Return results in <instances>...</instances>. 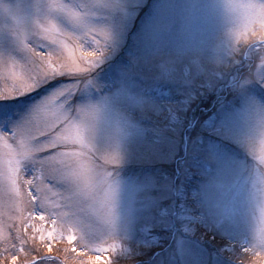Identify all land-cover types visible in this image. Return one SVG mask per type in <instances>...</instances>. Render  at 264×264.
<instances>
[{
	"label": "rangeland",
	"instance_id": "374dc122",
	"mask_svg": "<svg viewBox=\"0 0 264 264\" xmlns=\"http://www.w3.org/2000/svg\"><path fill=\"white\" fill-rule=\"evenodd\" d=\"M49 21L97 56L76 88L58 77L27 98L0 101V117L14 127L57 85L74 90L64 111L56 105L62 119L71 116L63 151L72 155L57 177L42 174L39 193L64 222L51 253L38 239L30 245L62 264H240L264 227V50L237 42L242 25L233 27L226 0H0V54L24 62L19 32L35 43L37 25ZM64 43L63 62L80 55ZM10 86L0 79V91ZM33 172L26 165L25 175ZM26 192L0 193L4 236L13 220L19 226L14 208ZM32 259L20 253L18 264Z\"/></svg>",
	"mask_w": 264,
	"mask_h": 264
},
{
	"label": "snow or ice",
	"instance_id": "6c2138e0",
	"mask_svg": "<svg viewBox=\"0 0 264 264\" xmlns=\"http://www.w3.org/2000/svg\"><path fill=\"white\" fill-rule=\"evenodd\" d=\"M49 8L73 18L78 15L64 4H49ZM245 8L246 11L241 19L244 39L238 38L237 42L255 45L257 50H264V31H258V28L264 30V0H251ZM37 28L35 43L25 42L23 30L18 34L19 44L26 54L24 62L12 56L0 54V69H2L0 79H3L6 84L11 81L10 87L0 91V101L16 100L17 97L27 98L30 93H39L48 88L58 77H68L76 88L78 84L75 82L78 75L89 71L95 62L97 53L85 50L74 37L62 32L54 22L49 21L46 26L37 25ZM90 35L94 41L98 40L95 33ZM65 40L74 42L73 49L80 52L79 56L70 52V62H63L61 59L62 50L68 47L64 43ZM49 43L57 46L54 51L48 49ZM53 57L57 59L54 61ZM73 87L57 85L56 88L41 96L38 101L29 106L28 116L17 126L9 127L11 121L8 117H0V123L4 129H7L0 130V146L6 149L5 152H0V193L7 195L11 200L14 196L19 197L21 191L27 190L24 207L14 208V211L18 213L19 226L17 221L13 220L6 226L8 235L4 236L5 226L0 224V243L3 244V248L0 249V264H9V261L10 264H18L20 253L33 256L28 264H62V261L55 256L40 255L39 250L30 245L29 240L38 239L46 243L48 252L51 253L53 251L51 242L56 239L54 233L58 226L62 227L64 222L63 214L56 208L49 209L44 206L39 193L45 183L44 175L55 177L60 175L62 172L60 166L67 165V161L62 158L72 155L63 151L72 140L66 134L71 126V116L62 119V112L56 111V105H60L64 111V103L61 101L66 102L72 96ZM261 124L264 125V122ZM72 142L75 143V141ZM260 162L264 164V158ZM29 164L34 168L31 176L25 175V167ZM260 183L264 184V177L260 178ZM3 214L4 204L0 201V220ZM33 218L42 222L40 226L31 223ZM9 219H12L11 215ZM45 223L49 224L50 228H46ZM29 229L32 233L31 238L28 235ZM76 239L75 234L67 236L70 245ZM17 243L20 244L19 248ZM85 248H87L86 245ZM113 250L114 245L111 248L95 249L97 253ZM71 251L81 254L76 247H72ZM241 251L244 258L240 264H253L251 257L259 258L260 264H264V227L254 231L252 241Z\"/></svg>",
	"mask_w": 264,
	"mask_h": 264
},
{
	"label": "clouds",
	"instance_id": "9594fccd",
	"mask_svg": "<svg viewBox=\"0 0 264 264\" xmlns=\"http://www.w3.org/2000/svg\"><path fill=\"white\" fill-rule=\"evenodd\" d=\"M250 2L251 0H226V8L232 19L233 27L241 23L242 15L246 11L245 6Z\"/></svg>",
	"mask_w": 264,
	"mask_h": 264
}]
</instances>
